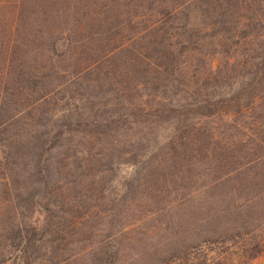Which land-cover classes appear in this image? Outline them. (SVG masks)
<instances>
[{"label": "trees", "instance_id": "16d2710c", "mask_svg": "<svg viewBox=\"0 0 264 264\" xmlns=\"http://www.w3.org/2000/svg\"><path fill=\"white\" fill-rule=\"evenodd\" d=\"M177 1L137 8L127 22L143 18L133 22L134 34L113 40L104 53L66 54L75 70L67 71L70 83L57 89L65 101L79 96L78 107L46 110L48 79L57 64L22 69L11 55V39L0 53V257L19 249V264L62 263H51L57 251L38 237L70 202L62 197L66 188L92 179L85 170L94 162L95 146L117 153L128 146L155 149L162 141L182 149L192 131L195 145L244 157L229 174L239 187L256 192L244 200L247 213L264 201V0ZM103 43L85 40L88 50ZM119 127L131 134L113 138L110 131ZM157 132L172 134L151 139ZM74 139L88 147L81 159L71 151ZM107 157L117 161L115 154ZM249 164L259 172L242 170ZM31 208L40 219H23ZM115 255L104 249L98 264H111ZM177 264L194 263L185 253Z\"/></svg>", "mask_w": 264, "mask_h": 264}, {"label": "rangeland", "instance_id": "374dc122", "mask_svg": "<svg viewBox=\"0 0 264 264\" xmlns=\"http://www.w3.org/2000/svg\"><path fill=\"white\" fill-rule=\"evenodd\" d=\"M176 3L177 0H0V53L11 39V55L22 69H40L50 60L54 66L57 64L58 70L48 79L51 95L46 110L58 112L68 106L66 103L78 107L79 96L72 95L65 101L57 89L70 83L72 76L68 72L75 70L71 62L67 65L64 61L66 54L104 53L114 41L125 42L134 34L133 22L143 18L132 19L130 25L127 22L138 15L137 8ZM86 38L104 43L88 50ZM73 45L78 49L74 50ZM127 56L123 53V57ZM216 66L212 61V69ZM37 86L38 82L33 84ZM158 132L151 139L159 135L161 141L172 134ZM110 133L113 138L131 134L122 127ZM193 133L184 135L182 149H171L162 141L155 149L128 146L117 153L108 149L111 146L93 147L94 162L85 170L92 179L75 185V189L66 188L62 197L70 202L38 235L39 242L57 251L51 263L98 264L105 249L116 252L111 264H177L185 253L194 264H264V201H256L258 209L247 213L242 208L244 200L256 192L239 187L229 174L245 163L244 157L225 148L222 151L195 145ZM211 134L217 139L215 132ZM75 146L71 151H77L75 155L81 159L79 153L88 147L78 142ZM110 154H115L117 161L110 163ZM242 170L250 175L259 172L250 164ZM29 210L23 219H40L32 208ZM20 254L19 249L5 251L0 264H19Z\"/></svg>", "mask_w": 264, "mask_h": 264}]
</instances>
